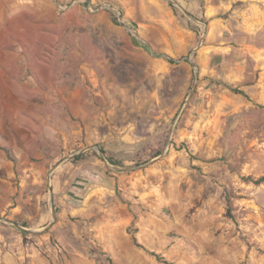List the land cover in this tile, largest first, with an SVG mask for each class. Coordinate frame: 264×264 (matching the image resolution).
I'll return each mask as SVG.
<instances>
[{
  "label": "rangeland",
  "instance_id": "1",
  "mask_svg": "<svg viewBox=\"0 0 264 264\" xmlns=\"http://www.w3.org/2000/svg\"><path fill=\"white\" fill-rule=\"evenodd\" d=\"M262 175L264 0H0V264H264Z\"/></svg>",
  "mask_w": 264,
  "mask_h": 264
},
{
  "label": "trees",
  "instance_id": "2",
  "mask_svg": "<svg viewBox=\"0 0 264 264\" xmlns=\"http://www.w3.org/2000/svg\"><path fill=\"white\" fill-rule=\"evenodd\" d=\"M169 6L171 7L172 11L174 14L177 13V8L173 6V4H169ZM120 15L121 17L123 16V12L120 11ZM113 21H116V19L113 17L112 18ZM167 61L169 63H173V60L170 59V58H167ZM223 86L228 89L230 92L234 93V94H239V95H242L244 97H247L246 93L239 89L238 87H235L229 83H226V84H223ZM97 151L98 153H100L102 156H103V159L111 166H116V167H122V161L113 157V156H110L107 154L106 150L104 149V147L101 145V144H98L97 145ZM88 152V151H87ZM87 152H84V153H79L78 155H75L73 156V163H78V162H81V161H84L87 157H88V154ZM157 155L160 154L161 152L160 151H157L156 152ZM95 156H98L97 154H94ZM245 180L255 184V185H259V184H262L264 182V175L258 177V178H253L251 176H248L245 178ZM133 241L134 243H136V240L135 238H133ZM108 261H109V264H112L111 260L108 258ZM167 264V262H164ZM169 264V263H168Z\"/></svg>",
  "mask_w": 264,
  "mask_h": 264
},
{
  "label": "crops",
  "instance_id": "3",
  "mask_svg": "<svg viewBox=\"0 0 264 264\" xmlns=\"http://www.w3.org/2000/svg\"><path fill=\"white\" fill-rule=\"evenodd\" d=\"M29 87L31 88V91H36L35 86H33V84L31 82H28ZM45 96V92L41 91V96ZM31 115H35V112L33 110V113H29ZM50 159L49 158H44L43 156H41V174L44 172V168L46 167L47 164L50 163Z\"/></svg>",
  "mask_w": 264,
  "mask_h": 264
},
{
  "label": "water",
  "instance_id": "4",
  "mask_svg": "<svg viewBox=\"0 0 264 264\" xmlns=\"http://www.w3.org/2000/svg\"><path fill=\"white\" fill-rule=\"evenodd\" d=\"M191 66L194 67L193 64H191Z\"/></svg>",
  "mask_w": 264,
  "mask_h": 264
}]
</instances>
